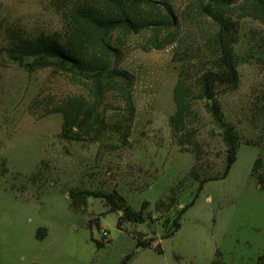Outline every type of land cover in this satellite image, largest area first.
I'll return each mask as SVG.
<instances>
[{"label": "rangeland", "instance_id": "1", "mask_svg": "<svg viewBox=\"0 0 264 264\" xmlns=\"http://www.w3.org/2000/svg\"><path fill=\"white\" fill-rule=\"evenodd\" d=\"M83 1L0 0V264H119L129 253L127 264H155V258L254 264L264 256V189L256 180L264 179V25L242 20L234 45L244 58L238 87L216 95L238 139L237 159L225 178L206 182L199 193L195 176L213 177L224 169V130L207 113L206 100L193 96L184 143L174 136L176 43L152 49L136 36L123 47L120 67L135 76L130 122L111 97L99 134H60L62 116L49 111L63 95L85 91L51 67L29 71L15 58L12 43L18 36L62 33L66 13ZM172 2L177 9L184 4ZM195 70L185 66L189 80ZM82 191L112 193L122 206L141 211L144 222L123 220L119 229L122 213H107L103 198ZM198 193L180 229L162 239ZM136 237L161 243L162 254L138 246Z\"/></svg>", "mask_w": 264, "mask_h": 264}, {"label": "trees", "instance_id": "2", "mask_svg": "<svg viewBox=\"0 0 264 264\" xmlns=\"http://www.w3.org/2000/svg\"><path fill=\"white\" fill-rule=\"evenodd\" d=\"M172 1L84 0L66 13L62 33L18 36L12 47L13 52L18 53L15 58L29 71L51 67L67 76L71 85L85 91L79 95H63L49 111L62 116L60 134L63 137L79 139L101 132L106 124V112L110 109L108 99L111 97L117 102V111L125 113L128 122L135 115L132 96L135 76L120 67L126 42L138 36L144 40L143 47L152 49L176 43L172 61L180 69L173 88L175 110L170 116L174 136L180 145L184 143L186 122L193 112V96L206 100L207 113L224 130V169L213 177L195 176L200 193L206 182L225 178L237 159L238 139L232 124L223 120L216 95L238 87V66L244 58L234 52V45L240 38L242 20L250 19L264 25V0H184L180 9ZM24 56L32 57V62H25ZM186 65L197 68L192 80L186 77ZM259 162L258 157L253 170ZM256 180L264 189V179L258 175ZM81 193L103 198L107 213L121 212L117 218L119 229L123 220L144 222L141 211L122 206L123 199L112 193ZM199 193L177 212L171 230L162 239L174 236L180 229L184 213L195 203ZM68 194L73 198L72 191ZM45 234V229L40 228L37 237L42 238ZM134 239L138 246H153L152 241ZM102 244L97 241L98 246ZM153 248L162 254L161 243ZM131 255L126 254L119 264H127ZM212 264L217 263L213 261ZM254 264H264V256H258Z\"/></svg>", "mask_w": 264, "mask_h": 264}, {"label": "crops", "instance_id": "3", "mask_svg": "<svg viewBox=\"0 0 264 264\" xmlns=\"http://www.w3.org/2000/svg\"><path fill=\"white\" fill-rule=\"evenodd\" d=\"M155 264H170L169 260L155 258Z\"/></svg>", "mask_w": 264, "mask_h": 264}, {"label": "built area", "instance_id": "4", "mask_svg": "<svg viewBox=\"0 0 264 264\" xmlns=\"http://www.w3.org/2000/svg\"><path fill=\"white\" fill-rule=\"evenodd\" d=\"M103 235H107V232L103 231Z\"/></svg>", "mask_w": 264, "mask_h": 264}]
</instances>
